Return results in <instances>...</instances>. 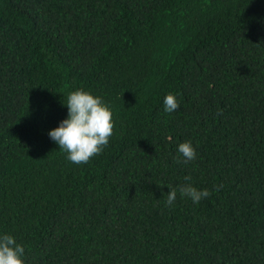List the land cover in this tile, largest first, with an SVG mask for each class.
I'll return each mask as SVG.
<instances>
[{"label":"trees","instance_id":"obj_1","mask_svg":"<svg viewBox=\"0 0 264 264\" xmlns=\"http://www.w3.org/2000/svg\"><path fill=\"white\" fill-rule=\"evenodd\" d=\"M81 88L114 131L74 164L49 132ZM3 234L25 264H264V0H0Z\"/></svg>","mask_w":264,"mask_h":264},{"label":"clouds","instance_id":"obj_2","mask_svg":"<svg viewBox=\"0 0 264 264\" xmlns=\"http://www.w3.org/2000/svg\"><path fill=\"white\" fill-rule=\"evenodd\" d=\"M64 103L68 108L67 118L63 119L58 127L53 128L49 136L67 153L66 158L70 162L86 164L108 145L114 131L113 110L102 97L82 88L69 92ZM164 106L166 112L172 113L180 105L176 96L168 93L164 98ZM178 152L183 160L178 157L177 163H187L196 158V150L190 141L180 143ZM184 179L187 183L179 187L182 196L199 203L202 198L210 195L207 189L199 190L194 187L190 176ZM168 186L171 190L168 192L166 203L170 206L177 197V188ZM24 253V246L17 243L13 235H0V264H25Z\"/></svg>","mask_w":264,"mask_h":264}]
</instances>
